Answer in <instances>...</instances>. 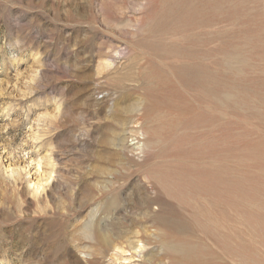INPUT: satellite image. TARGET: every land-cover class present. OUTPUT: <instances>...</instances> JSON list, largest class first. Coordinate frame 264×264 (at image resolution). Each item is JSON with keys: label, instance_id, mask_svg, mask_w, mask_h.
<instances>
[{"label": "rangeland", "instance_id": "rangeland-1", "mask_svg": "<svg viewBox=\"0 0 264 264\" xmlns=\"http://www.w3.org/2000/svg\"><path fill=\"white\" fill-rule=\"evenodd\" d=\"M0 264H264V0H0Z\"/></svg>", "mask_w": 264, "mask_h": 264}, {"label": "bare ground", "instance_id": "bare-ground-1", "mask_svg": "<svg viewBox=\"0 0 264 264\" xmlns=\"http://www.w3.org/2000/svg\"><path fill=\"white\" fill-rule=\"evenodd\" d=\"M212 80V79H211ZM209 189V188H208ZM141 193V192H140ZM149 197V196H148ZM214 197V196H213ZM155 205V204H154ZM153 209H155V208H153ZM163 217V216H162Z\"/></svg>", "mask_w": 264, "mask_h": 264}]
</instances>
